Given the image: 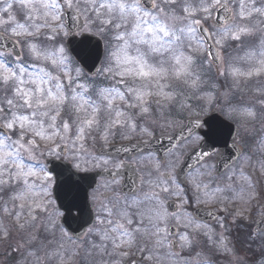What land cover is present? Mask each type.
Segmentation results:
<instances>
[{"label":"snow or ice","instance_id":"1","mask_svg":"<svg viewBox=\"0 0 264 264\" xmlns=\"http://www.w3.org/2000/svg\"><path fill=\"white\" fill-rule=\"evenodd\" d=\"M70 36L81 37L75 59L65 46ZM193 101L214 113L195 121L199 147L183 163L182 153L165 159L148 121L170 125V116L195 114ZM217 107L229 133L233 121L264 120V0H0V238L21 234L18 264L236 257L223 219L216 217L218 232L199 218V206L258 198V181L244 168L258 156L253 169L264 175V135L254 146L242 137V165L213 186L215 165L204 162L212 153L202 149L217 142ZM97 135L105 144L150 139L120 146L141 154L143 171L134 162L127 193H109L93 209L78 173L109 164L89 150ZM196 152L198 166L190 165ZM115 167L119 176L129 165ZM250 240L259 244L255 264H264V236Z\"/></svg>","mask_w":264,"mask_h":264},{"label":"rangeland","instance_id":"2","mask_svg":"<svg viewBox=\"0 0 264 264\" xmlns=\"http://www.w3.org/2000/svg\"><path fill=\"white\" fill-rule=\"evenodd\" d=\"M65 41H66V38H65ZM192 103H193V106L195 109V114L191 113V112H185L181 115L170 116L169 119L174 121L170 125H164L162 120L157 119L155 116H153L152 119L148 121V126L151 129H153V128H159L160 129V128L166 127V130H170L174 126L176 127V125H180L181 121H179V120L185 121V118L190 119V118L204 117L212 111L211 108L207 109V110H201V108L198 107V105L201 104L202 102L193 101ZM217 111L219 112L218 107H217ZM219 113L227 119V117L225 116V114L223 112H219ZM153 120H155V123L152 122ZM233 122L236 123L238 125V127L240 128V133L237 136V140L241 145H243V148L245 149V151H247L245 148V145L243 143H241L242 137H244L247 140L248 145L254 146L256 139L260 135H264V120H261L255 124L246 125V126L240 125L238 121H233ZM245 128L247 130H245ZM145 137H147V136H145ZM147 138H149V137H147ZM112 139H115V138H112ZM111 143H113V140H111V139L109 140V142L107 144L103 143V141H100L99 139H97V141L95 143H93L91 140H89V142H88L89 150L96 154L97 149H100L102 147L106 148ZM170 158H171V156H170ZM258 158H259L258 156H253L252 164L247 165L244 168L246 173L252 175L253 180L258 181L257 188H258L259 196L256 200L252 201L251 203H247V204L242 203V202H230V203H225V204L210 203L207 205H203V204L201 205L203 207H206V206L213 207L217 211H220L221 213H223V216L221 217V219H223V221L225 223V228H226L225 235L229 239V245L230 246L234 245L235 249H236V257H234V258H225V256H223V255L213 256V260L215 261V264H230V260H231V264H237V261L239 262V264H255V261L259 259V244L254 243L255 247H257V245H258V248H257L258 253L255 255L254 254L248 255L244 251H242V249H244V239L247 236L244 235L245 238L239 236L236 243H235L234 238L232 237V235L235 233L234 230L237 229V227H238V225H240V223H243V225H250L251 223L254 224L255 221L259 217L264 215V175H261V173L258 170L254 171V169H253V165L255 164V162ZM105 159L109 160V164L107 166H104V168L114 167L118 163V161L116 159H111V158H105ZM211 160H212V158H211ZM137 161H139V159ZM212 161H208L207 164L214 165L213 163H211ZM242 163H243V161L240 158L238 160V162L236 163V165H234L232 168H239L242 165ZM90 168L96 169L99 167L89 166L88 169H90ZM213 170L211 173V179L213 180V186H215L216 184L224 185L226 183V181L224 180V177L228 174V172L231 169H229L226 172V174L221 176L219 179H215V173L213 172ZM115 184L117 185L118 183L115 182ZM108 185H113V188H106L105 185H103L102 188L108 189V190L114 189L115 192L119 191L118 188H116V189L114 188L115 186H114L113 182L108 183ZM234 186L239 187V182H237ZM95 194H97V198L95 199L96 206L98 205L99 202H105V203L108 202V199L107 200L102 199L100 197V194H98V193H95ZM228 195L230 196L231 193H229ZM170 198L174 199V197H170ZM237 210H241L243 212V215H241V216L234 215V213ZM11 221H12L11 217H5L4 218V223L6 225H10ZM211 226L213 228H216V230L218 232L220 231V228H219V225L217 222H215ZM181 230H183V229L181 228ZM235 236H236V234H235ZM251 236L252 235H249V237H251ZM255 236L257 237V239H259L261 236H264V234H257ZM20 241H21V234L17 233L14 229L11 230V234L9 235V237L7 239L0 238V264H18V261L21 259V257L15 251V247H16L17 243ZM260 242L264 243V240H261ZM250 245H251V243L248 246H250ZM132 258L139 260L140 255L137 253ZM125 264H128V262L125 261ZM144 264H147V262H144Z\"/></svg>","mask_w":264,"mask_h":264},{"label":"water","instance_id":"3","mask_svg":"<svg viewBox=\"0 0 264 264\" xmlns=\"http://www.w3.org/2000/svg\"><path fill=\"white\" fill-rule=\"evenodd\" d=\"M69 22H73V23L76 22V24H79V20H76L75 18H73L72 20H69L67 18V23H69ZM68 44L71 45V49L77 48L79 46L77 40H75V39L69 40ZM73 44H75V45L73 46ZM213 115H214V113H213ZM213 115L210 116L209 118H212ZM220 121H223V120L217 115V119L214 121V123L217 124V131H216L217 142L215 143V146L213 147V145L209 144L210 147H212V149H208V148L202 149V151H209V152H212L213 149L215 147H218V146L224 147L226 149V152L221 157H219L218 173H221L223 170H225V168H227L229 165H231L239 157V153L236 150V146L233 144L234 135L237 132V130L234 127H232L231 133H229L228 128L224 126L228 123L225 121H223V123H219ZM193 124L194 123H192L191 125H193ZM119 148H120V146L119 147H113L109 151L101 152V154H103V153L112 154V155L123 154L122 151H118ZM131 154H129V155H131ZM229 154H231V160L228 159ZM199 155H200V153L196 152V155L192 156L193 162L197 163V157ZM226 165H227V167H226ZM115 174L116 173L113 171H108V172L103 173L102 175L106 176L108 178H112V177H114L113 175H115ZM80 176L86 177V179L82 181V184L84 185V188H85L87 194H89V190L94 186L99 174L94 173V174H85V175H80ZM125 182L126 183L124 184V190L128 191V189L130 187V184H129L130 182H129V180H126ZM210 211L213 212L212 210H201L200 209L199 218H201L202 220H204L206 222L207 221H214L217 217V214L215 213L214 216L209 215ZM262 219H264V218H262ZM262 219L258 220L256 227L254 229L255 232L264 231V225L260 224V221Z\"/></svg>","mask_w":264,"mask_h":264},{"label":"flooded vegetation","instance_id":"4","mask_svg":"<svg viewBox=\"0 0 264 264\" xmlns=\"http://www.w3.org/2000/svg\"><path fill=\"white\" fill-rule=\"evenodd\" d=\"M180 121H182V120H180ZM184 125L182 124V123H180V125H178L177 127H175L173 130H167L168 132H166V134L167 135H172V134H174V132L176 131V130H178V129H180L181 127H183ZM205 130V129H204ZM197 135H202V130H200V129H198L197 130V133H195V134H193L192 136H190V138H188L187 140H184L183 142H181L179 145H177L173 150H171V151H169V152H167V154L164 156V158L165 159H168V158H170V156L173 154V153H182V155L180 156V160H181V163H183L184 161H185V159H186V154L189 152V151H191V150H193L194 148H196L197 146H199L198 144H196V143H193V140H194V137L195 136H197ZM139 142V141H138ZM190 147V148H189ZM215 157V156H214ZM121 161V160H120ZM120 161H118V163H117V165L119 164V162ZM216 161V160H215ZM121 162H126V160H122ZM120 162V163H121ZM130 162H132V161H130ZM135 165L137 166V164L135 163ZM141 163L140 164H138V166H137V169H138V167H141ZM142 167H143V165H142ZM116 168V167H115ZM119 180V181H118ZM115 181H118V182H116V183H118L117 185H114L115 187V189L116 188H120L121 187V178H119V179H117V180H115ZM104 182H107L106 180H104V179H101V180H99L98 181V184H97V186H96V188H95V190H93L92 192H91V195H92V193L93 192H96L100 187H101V185H105L104 184ZM105 186H107L106 188H113V185H105ZM109 193H111V194H113V195H115V194H117V192H115L114 191V189H111L110 191H108ZM180 203V201H178V204ZM93 206H94V208H96L95 207V204H94V202H93ZM193 207H195L194 205H193ZM183 209H181V211H182ZM192 209L190 208L189 209V211H191ZM170 224H172V225H175L174 224V222H170ZM176 227H179L178 225H175Z\"/></svg>","mask_w":264,"mask_h":264},{"label":"trees","instance_id":"5","mask_svg":"<svg viewBox=\"0 0 264 264\" xmlns=\"http://www.w3.org/2000/svg\"><path fill=\"white\" fill-rule=\"evenodd\" d=\"M234 232L236 234V241L238 240L239 236H241L243 238H245L244 235L247 236L244 239V250L243 249L242 250L248 255H251V254L255 253V251H253L254 250V246H252L251 248H248V245L250 244L249 235H251L250 226L243 225V223H240V225H238L237 229H235Z\"/></svg>","mask_w":264,"mask_h":264}]
</instances>
